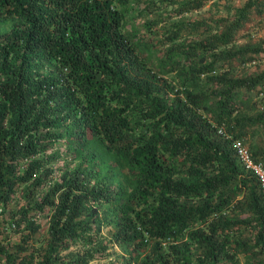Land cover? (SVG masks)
<instances>
[{
	"label": "trees",
	"instance_id": "1",
	"mask_svg": "<svg viewBox=\"0 0 264 264\" xmlns=\"http://www.w3.org/2000/svg\"><path fill=\"white\" fill-rule=\"evenodd\" d=\"M207 1L140 14L136 0H0L9 24L0 31V264H86L94 253L62 252L77 243L105 251L100 232L111 222L112 238L137 249L133 264H225L238 251L264 264V191L216 131L223 123L242 139L264 125V68L230 75L264 52L235 44L264 0L227 3L230 15L213 20L174 19ZM137 14L140 27L130 21ZM63 143L81 160L11 210L19 189L50 180ZM246 148L264 165V147L259 156ZM97 149L127 170L105 162L98 176ZM229 207L250 215L252 244L230 243L241 222L223 214Z\"/></svg>",
	"mask_w": 264,
	"mask_h": 264
},
{
	"label": "rangeland",
	"instance_id": "2",
	"mask_svg": "<svg viewBox=\"0 0 264 264\" xmlns=\"http://www.w3.org/2000/svg\"><path fill=\"white\" fill-rule=\"evenodd\" d=\"M151 0H136L135 5V13L141 12L140 14H147L149 13V8H154L156 10H165V4L166 2H172V0H153L152 2H148ZM176 1V0H175ZM143 2V3H142ZM244 2V0H209L206 2V4L198 9V10H191L187 13H185L182 16L174 17L175 20H193V19H207V20H213L214 18H217L219 16H226L230 15L228 11L225 8V4L229 3L231 6H237ZM139 3L141 5H139ZM148 4V5H147ZM143 8L141 9L140 8ZM149 6V7H147ZM162 6V7H160ZM145 7V8H144ZM140 9V10H139ZM137 14L136 17L132 18L130 21L133 22L137 27H140L144 16ZM8 23H0V31H3L8 28ZM203 35V34H202ZM261 43L264 46V13L262 16H258L253 14L251 19L247 21L244 26L238 31L236 38H235V44L236 46H242L247 44H256ZM262 68H264V52L260 53V58L257 60H252L250 62H246L242 65H238L234 68L232 72H230V75H236V76H244L247 74H254L259 72ZM264 98V93H261L259 98ZM259 102L258 104H260ZM261 106V105H259ZM252 112V111H251ZM259 124V123H258ZM258 124H255L254 127H246L247 129L251 130V133L249 135L243 136L241 139L243 144L245 146L250 144H255L257 146V156H259L261 153L263 154V147L262 141H263V134H264V125L257 126ZM254 128V130H252ZM227 130V133L233 137L232 131L228 127L225 128ZM235 135V134H234ZM228 136V135H227ZM229 137L220 136L221 138L228 139ZM229 147L231 145V142L229 140ZM62 144L61 142H58L57 145L60 146ZM64 143L58 151L60 152V157L58 159H55L54 161L50 162L47 166L56 168V171L51 174L50 180L46 183L44 186H39L38 184L31 182L28 185H25L24 187H29L24 190V187L19 189L13 196L12 199L8 202L9 208L11 210L17 208L20 204L25 202L26 200H29V202H32L37 197L41 196L44 192L48 190V188L54 184L55 182H61L63 180L62 175L67 172H69L81 159L75 158L71 152L67 151L66 148H63ZM97 153L99 154V149H97ZM99 156L103 159L98 163V176H100L103 173V170L101 168V164L105 162H114L116 166L119 168V171L125 172L127 169L122 164L120 165L118 162L113 160L111 156L103 155ZM98 158V155H96ZM84 165L88 164L86 161L83 163ZM89 169V167H87ZM245 171L247 170L244 168ZM119 177L122 178V175ZM238 178L244 177L248 178L249 175L245 174V172H239ZM102 176V175H101ZM96 178H92V181L94 182ZM102 182L106 180L105 178L101 179ZM32 188V192L28 193V190ZM28 193V196L26 195ZM239 197H242V194H238ZM3 205H1L2 207ZM99 210L102 211V214L109 219H114V209L111 205L104 203L98 206ZM105 210V211H103ZM38 213V212H37ZM223 214L226 215L228 218H232L234 220H237L241 222L240 229L238 230L236 235H233L230 237L229 241L232 244V246H235L237 242L245 241L247 244H252L254 236L256 234V230L252 227L248 226L247 223L251 219L250 215L247 212H243L241 210H237L236 208H224ZM38 219L41 222V229L43 232L46 231L47 227V218H48V210L47 207L45 209L41 210L37 214ZM10 221L8 219L7 223H3V228L8 232V237L10 240H13L16 238V234L10 229V226L12 228V225L9 224ZM114 231V224L111 222L108 226L105 225L102 227V230L100 232V238L102 239L103 243L106 244L105 251H99L95 250L94 247H86L85 245L81 244H74L71 245L67 250H64L62 252L63 255H66L65 258H73L76 255L83 254L84 252L87 253H94L92 257L87 261L86 264H133L134 256L137 254V249H135L132 245L127 246L125 244H120L119 242L115 241L112 238V233ZM4 236L2 233H0V237ZM247 257L245 256L244 252L238 251L233 253L232 257H230L225 264H247ZM252 260V259H251ZM251 262V261H250ZM69 264H75V263H69Z\"/></svg>",
	"mask_w": 264,
	"mask_h": 264
},
{
	"label": "built area",
	"instance_id": "3",
	"mask_svg": "<svg viewBox=\"0 0 264 264\" xmlns=\"http://www.w3.org/2000/svg\"><path fill=\"white\" fill-rule=\"evenodd\" d=\"M226 126L223 123L216 125V131L220 136L229 137L230 135L227 133L225 129ZM228 135V136H227ZM233 149L235 150L238 158L243 164L244 168L248 171H251L257 178L258 183L262 190L264 191V165L263 162L259 159H256L251 152L246 148L243 144L242 140L236 137L229 138ZM0 204V209H1Z\"/></svg>",
	"mask_w": 264,
	"mask_h": 264
}]
</instances>
